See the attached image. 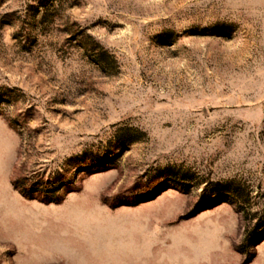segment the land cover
<instances>
[{"label": "rangeland", "instance_id": "1", "mask_svg": "<svg viewBox=\"0 0 264 264\" xmlns=\"http://www.w3.org/2000/svg\"><path fill=\"white\" fill-rule=\"evenodd\" d=\"M0 264H264V0H0Z\"/></svg>", "mask_w": 264, "mask_h": 264}, {"label": "trees", "instance_id": "2", "mask_svg": "<svg viewBox=\"0 0 264 264\" xmlns=\"http://www.w3.org/2000/svg\"><path fill=\"white\" fill-rule=\"evenodd\" d=\"M51 202V201H50Z\"/></svg>", "mask_w": 264, "mask_h": 264}]
</instances>
